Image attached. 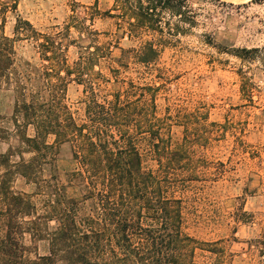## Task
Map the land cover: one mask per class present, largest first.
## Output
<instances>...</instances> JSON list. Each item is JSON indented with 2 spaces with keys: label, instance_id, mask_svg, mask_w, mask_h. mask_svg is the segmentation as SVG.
<instances>
[{
  "label": "rangeland",
  "instance_id": "374dc122",
  "mask_svg": "<svg viewBox=\"0 0 264 264\" xmlns=\"http://www.w3.org/2000/svg\"><path fill=\"white\" fill-rule=\"evenodd\" d=\"M188 1L200 13L201 23L180 41L159 46L160 57L150 66L136 63L142 39L128 34L118 0H16L17 12L10 8L0 13V23L4 18L8 36H14L17 14L43 33L63 32L60 41L73 71L64 102L78 119L85 114V84L77 77V61L89 46L101 45L111 53V58L94 68L107 79L102 83L103 95L120 87L115 75L153 85L165 137L172 149L183 152L171 170L189 179L182 194L187 230L198 240L223 248V264H264V1ZM7 2L14 3L0 0V9ZM150 37L147 34L143 39ZM234 48L260 50L239 58L230 52ZM16 51L18 63L27 60L39 66L43 62L28 41H18ZM14 106L12 89L0 88V125L6 131L0 152L9 150L12 161L19 163L21 157L29 160L33 154L19 141ZM28 133L34 134L33 127ZM49 162L32 176L38 185L20 174L12 177L13 190L33 195L39 216L36 225L29 222L30 217L13 218L23 221V235L18 234L23 253L20 263L39 264V257L49 254V242L41 239L46 225L43 216L49 209L47 194L58 188L52 199L58 194L79 199L87 191L69 181V172L77 167L69 143L61 145L57 159ZM145 166L160 167L150 156L145 157ZM52 179L55 186L48 189L44 181ZM91 207L87 201L88 212ZM6 221L0 213V238L5 235ZM55 226V221L49 222L50 228ZM215 258L209 251H198L200 261ZM8 260L0 252V264Z\"/></svg>",
  "mask_w": 264,
  "mask_h": 264
},
{
  "label": "trees",
  "instance_id": "16d2710c",
  "mask_svg": "<svg viewBox=\"0 0 264 264\" xmlns=\"http://www.w3.org/2000/svg\"><path fill=\"white\" fill-rule=\"evenodd\" d=\"M13 1L3 3L0 13L10 8L16 13ZM118 1L128 34L142 39L135 59L144 66L157 61L159 46L180 41L201 23L200 13L188 0ZM4 21L0 23V88L14 92L19 141L33 154L29 160L21 157L14 163L9 150L0 152V213L7 219L0 252L9 258L6 264H24L20 263L23 253L18 238L23 235V221L18 217H30L33 225L39 217L33 195L13 190L12 177L20 174L38 185L32 179L37 168L56 160L65 143L71 145L77 162L69 172V181L87 191L79 199L58 193V198L52 199L58 188L47 194L49 209L43 216L46 225L41 239L49 242V254L40 256L39 264H223V248L216 242L200 241L187 230L182 194L189 179L171 170L183 152L172 149L165 137L166 127L157 116L155 87L115 75L120 87L103 95L102 83L107 79L94 68L111 58V53L101 45L89 46L77 61V77L85 84V114L78 119L64 102L67 79L73 71L60 41L63 32L43 33L17 14L14 36H8ZM147 34L150 39H143ZM18 41H28L43 62L39 66L27 60L18 63ZM259 50L234 48L230 52L246 58V53ZM87 70L90 75L85 74ZM29 127L34 134L28 133ZM5 132L0 125V144ZM146 156L157 160L159 169L147 168ZM53 179L62 184L59 178ZM53 179L44 181L48 189L55 186ZM87 201L92 206L89 212ZM50 221L56 226L50 228ZM199 250L216 258L200 261Z\"/></svg>",
  "mask_w": 264,
  "mask_h": 264
}]
</instances>
